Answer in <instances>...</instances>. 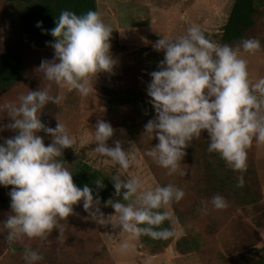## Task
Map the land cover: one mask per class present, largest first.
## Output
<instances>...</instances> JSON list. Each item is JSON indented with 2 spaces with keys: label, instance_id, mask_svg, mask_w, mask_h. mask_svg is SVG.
Wrapping results in <instances>:
<instances>
[{
  "label": "clouds",
  "instance_id": "9594fccd",
  "mask_svg": "<svg viewBox=\"0 0 264 264\" xmlns=\"http://www.w3.org/2000/svg\"><path fill=\"white\" fill-rule=\"evenodd\" d=\"M38 22L37 27H41ZM113 30L104 23L97 11L77 15L62 10L50 34L55 58L42 60L38 71L49 81V86L22 95L19 105L8 104L12 123L7 128L18 134L0 144V185L13 186L9 193L11 214L4 221L8 230L6 241L13 246L27 237L47 241L61 221L74 214V206L83 203L85 212L102 226L111 225L113 232L127 233L129 238L148 235L153 239H168L173 235L163 227L172 220L168 209L179 202L185 192L172 184L144 189L136 176L124 179L113 175L116 199L105 206L115 214L105 218L100 200L85 185L82 189L73 180L72 173L58 160L63 149L75 148V141L59 120L55 128L42 123V109L49 103L60 105L63 95H51V85L74 90L82 96L92 91V81L100 73H112L116 61L111 55L110 39ZM145 43H148L145 41ZM163 52L159 69L150 73L147 86L149 103L155 117L144 126L143 136L158 143L146 155L167 170L168 175L180 173L185 149L199 140L203 132L209 137L208 151L216 153L233 171L247 169L248 149L253 140L264 145V78L253 83L249 79L245 54H255L261 48L255 38L242 39L235 47L217 44L206 38L198 26H189L184 35L161 38L153 45ZM123 132V130H121ZM51 136L48 146L39 133ZM115 129L104 120H98L94 129L95 153L118 165L121 173L136 163L137 147L129 142L124 148L121 140L108 141ZM103 188V180L94 182ZM244 178L237 177L236 187H243ZM215 209L228 207L226 199L215 195L211 199ZM206 211V207H205ZM129 240L120 249L126 252ZM27 264L43 259L37 251L26 248Z\"/></svg>",
  "mask_w": 264,
  "mask_h": 264
},
{
  "label": "rangeland",
  "instance_id": "374dc122",
  "mask_svg": "<svg viewBox=\"0 0 264 264\" xmlns=\"http://www.w3.org/2000/svg\"><path fill=\"white\" fill-rule=\"evenodd\" d=\"M233 1L97 0L102 20L113 30L110 39L111 55L116 61L113 72L100 73L92 81V91L88 96H82L74 90L60 89L52 84L50 94L63 95L64 99L60 105L49 103L41 110V117L44 115L47 118L50 127L55 128L59 118L75 141L76 150L63 149L62 156L72 155L111 177L117 174H121L124 179L129 176L139 177L144 189L172 184L185 192L183 200L186 209L182 208L185 212L182 216L184 222L178 217L173 204L168 209L175 229V240L169 247L161 253L152 254L141 246L139 237L129 238L127 233L119 230L113 232L111 225H99L95 218L85 212L82 202L74 206V214L67 221H61L58 225L63 232L62 236H59V229H55L47 241L24 237L9 246L6 241L8 230L3 223L12 212L9 193L13 186H4L2 195L8 200L6 203L0 201V264H27L24 259L26 248L43 256L36 264H248L247 260L258 261L261 256L264 257V145L253 140L252 147L248 149V155L253 160L249 163L250 174L247 176L249 180L251 178L254 194L252 202L244 206L234 198H227L220 191L208 192L203 187L204 184L199 189L197 181L204 178L205 167L194 163L192 157H185L180 164L186 175L179 172L168 175L166 169L154 162L136 144L135 165L121 173L118 165H113L110 159L93 150L96 147L94 129L98 120L110 123L115 129L114 136L108 141L110 147L115 146V140H121L125 149L129 147V142H134L127 129L120 125L118 116L110 114L104 105L102 87L106 81H126L133 86H140L142 92H146L145 98L149 102L151 98L147 95V86L151 82L149 70L153 69L144 60L146 54H140L138 49L153 48L152 45L161 38L184 35L187 28L193 25L198 26L210 41L223 45L220 35ZM19 19L20 10L0 0V54L5 52L7 43L15 46L18 43L10 24ZM252 37L260 41L261 48L255 54H245L244 58L247 60L249 79L255 83L264 78V14L252 31ZM21 52L25 68L22 80L16 87L0 92V144L6 138L18 134L7 128L12 119L8 116L6 105L18 106L22 95L49 86V81L38 68L42 60L51 61L55 58L54 49L50 46H23ZM139 57L140 60L137 59ZM163 59L161 57V61ZM158 69L159 66L153 71ZM119 78L121 79L117 80ZM151 111L155 117L153 107ZM144 138L146 140L147 137ZM52 142L51 136L44 138L46 146ZM215 195L224 197L228 207L215 209L211 205V199ZM99 207L105 218L115 214L112 209H106L100 204ZM186 234L198 237V250L179 252L176 240ZM126 239L129 240L130 247L122 252L120 245Z\"/></svg>",
  "mask_w": 264,
  "mask_h": 264
},
{
  "label": "trees",
  "instance_id": "16d2710c",
  "mask_svg": "<svg viewBox=\"0 0 264 264\" xmlns=\"http://www.w3.org/2000/svg\"><path fill=\"white\" fill-rule=\"evenodd\" d=\"M10 5L20 10L18 22H11L10 26L15 34L18 43L10 45L7 43L6 50L0 54V92L8 91L16 87L24 76L23 46L47 47L55 42L50 32L56 26V20L62 10H69L77 15H83L89 10L98 12L97 0H4ZM264 14V0H234L225 25L222 28L220 40L222 44L237 45L242 39L253 38L252 31L256 28L261 16ZM38 22H42L41 27H37ZM138 52L147 56L144 60L155 69L159 66L163 52H158L154 48H140ZM161 56V57H160ZM143 58V57H142ZM137 59H141L140 57ZM152 70V71H153ZM149 70V73L152 72ZM121 78L117 79L120 80ZM146 92H142V87L133 86L125 82H115L112 79L106 81L102 87V97L104 105L110 114L118 116L121 126H124L132 140L143 150L147 151L158 143L157 139H150L143 136L144 126L153 119L151 114L152 105L145 98ZM144 121H143V120ZM146 120V121H145ZM42 123L49 126L47 118L41 117ZM43 138L48 134L39 133ZM144 137H147L146 140ZM209 137L207 132H203L199 140L193 142L185 149V157H192L194 163L205 167L204 178L197 181V187L210 191H220L227 198H234L240 205H246L253 200V185L250 183V165L252 158L247 154V169L243 173L230 169L224 160L216 153H210L208 149ZM3 144V143H2ZM62 161L73 175L74 183L81 189L88 185L93 190L94 198L100 200V205L106 209H114L105 206L109 199H116L115 188L111 176L103 170L94 167L90 163L78 159L72 155H63L57 158ZM181 161V162H182ZM208 170V171H206ZM244 178L243 187H236L237 177ZM96 179L103 180L104 187L98 188L94 183ZM4 186L0 185V201L6 203L8 198L4 197ZM173 207L182 222L184 219L183 209H186L185 201L181 199L178 203L173 202ZM181 204V205H180ZM183 208V209H182ZM194 209V208H193ZM163 227L169 228L173 235L168 239H153L148 235L139 237L141 246L152 254L163 252L175 240V229L172 221H165ZM200 246L198 237L194 235H184L176 240V247L180 253H189L198 250ZM247 260L248 264H264V257L258 261ZM246 261V260H245ZM85 262V261H83ZM73 264H76L73 263Z\"/></svg>",
  "mask_w": 264,
  "mask_h": 264
}]
</instances>
